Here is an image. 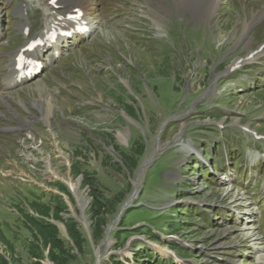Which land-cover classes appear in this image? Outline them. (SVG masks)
<instances>
[{"label": "rangeland", "instance_id": "rangeland-1", "mask_svg": "<svg viewBox=\"0 0 264 264\" xmlns=\"http://www.w3.org/2000/svg\"><path fill=\"white\" fill-rule=\"evenodd\" d=\"M85 1L96 28L82 47L67 43L53 71L0 90V255L31 264L23 214L62 203V220L49 222L67 240L71 219L87 240L73 264H264V138L253 134L264 137V49L243 60L264 43V15L255 18L264 0H217L212 9L209 0H70L59 10ZM21 2L0 0V83L14 57L5 50L23 43L3 49L14 20L24 41L26 24L29 38L44 26L35 6L23 18ZM138 141L144 151L130 173L117 150ZM214 155L215 165L225 160L220 173L209 164ZM72 165L106 193L130 185L114 216L101 219L96 244L90 188ZM131 193V209L117 218ZM178 216L185 224L173 230ZM146 249L152 256L136 263Z\"/></svg>", "mask_w": 264, "mask_h": 264}, {"label": "trees", "instance_id": "trees-1", "mask_svg": "<svg viewBox=\"0 0 264 264\" xmlns=\"http://www.w3.org/2000/svg\"><path fill=\"white\" fill-rule=\"evenodd\" d=\"M226 137H229V134H226ZM229 139V138H228ZM232 139H229V142ZM144 144L142 142H134L130 148L124 149L121 148L119 151V160L122 163V166L131 173L133 167L138 164L140 157L143 154ZM220 149V148H219ZM72 174L75 176L83 175V184L90 188V198L91 201L88 206V213L90 219L93 220V225H91L90 237L94 244L102 237V223L103 220L107 217L108 220L110 217L114 216L116 213L117 206L121 204L126 198V192L128 187H130L128 182H125V188H119L115 193H106L105 189H101L97 184V180L84 172H82L78 167L72 165ZM184 188V187H183ZM64 190H66L63 187ZM182 197V193L179 194ZM50 206H33L32 211L34 215L23 214L25 217L26 225L29 228L34 242L31 243L29 254L33 259L31 264H43L41 261L46 260L52 264H73L77 259V255L82 252L83 243L87 241L83 238V233L81 232L78 224L73 220H69L65 223L66 233L68 239L65 240L59 235L58 229L55 224L50 223L49 219L61 221L62 217L60 216L63 211L66 210L64 204L60 206H55L54 211L50 210ZM131 208L127 209V213ZM179 210H174L173 214L178 215ZM52 212V213H51ZM190 221V220H189ZM170 225V228L173 230H179L180 227L185 224L184 220L178 216V218L173 219ZM149 231V230H148ZM176 232V231H175ZM118 239V238H116ZM73 244L72 245H70ZM8 248L12 250V247L7 244ZM183 251L182 248H179ZM72 250H75V253H71ZM44 251L47 252V255L44 256ZM152 255L148 250L141 252L135 256L136 263L141 262L150 258ZM79 259V258H78ZM0 264H10L9 261L2 255H0ZM109 264H121L116 257H112V260L109 261ZM156 264H161V261L158 260Z\"/></svg>", "mask_w": 264, "mask_h": 264}, {"label": "bare ground", "instance_id": "bare-ground-1", "mask_svg": "<svg viewBox=\"0 0 264 264\" xmlns=\"http://www.w3.org/2000/svg\"><path fill=\"white\" fill-rule=\"evenodd\" d=\"M24 1H26V2H28L29 3V5H34V3H36L37 5H40L41 6V4H40V1L39 0H24ZM216 1L217 0H209V4H208V8H210V9H212L214 6H215V3H216ZM217 3H218V1H217ZM217 7V6H216ZM42 10H43V13H44V15H45V25L47 26V29L49 30V29H51V27L53 26V25H56L59 21L58 20H55L54 19V15H57V14H54V12H52L51 10H49L48 8H45V7H42ZM215 10V9H214ZM260 14L261 15H264V8L261 10V11H259V13H258V15L255 17V18H258L259 16H260ZM84 18H86V16H84ZM84 20V19H83ZM87 22H89V20L87 21ZM251 23H253V22H249V23H247L246 25H245V31L250 27V25H251ZM64 24H69V21H64ZM244 31V32H245ZM83 35H80V37H82ZM103 40V39H102ZM58 45H59V41H56V42H54L53 44H51V47H52V49H53V52L54 51H56V54L58 53ZM264 52V51H263ZM260 54H261V52H260ZM259 54V55H260ZM40 55H41V53H40V51H38V50H36L35 51V53L33 54V56L35 57V58H37V59H39L40 58ZM252 58H254V57H252ZM251 58V59H252ZM12 70V69H11ZM15 72L14 71H12L11 73H10V75H9V78L8 79H6L5 80V82H4V84H5V86H7V85H9V86H11V85H15V79H13L14 77H12V76H15ZM11 77V78H10ZM16 77V76H15ZM37 90H40L39 89V87H37ZM43 118H44V116H43ZM46 120V119H45ZM80 198V197H79ZM81 200V199H80ZM83 203V202H82ZM82 206V205H81ZM84 206V205H83ZM82 206V207H83ZM82 209H84V208H82ZM81 209V210H82ZM263 256V255H262ZM262 264V263H261Z\"/></svg>", "mask_w": 264, "mask_h": 264}, {"label": "water", "instance_id": "water-1", "mask_svg": "<svg viewBox=\"0 0 264 264\" xmlns=\"http://www.w3.org/2000/svg\"><path fill=\"white\" fill-rule=\"evenodd\" d=\"M133 186H134V190H133V193L136 191V188H137V184L135 182L132 183ZM132 198H133V194H131L128 198V200L122 205L121 209H120V212L117 216V218L119 217V215H121V213L127 208L128 204H130V202L132 201ZM116 218V219H117ZM88 225V224H87Z\"/></svg>", "mask_w": 264, "mask_h": 264}]
</instances>
